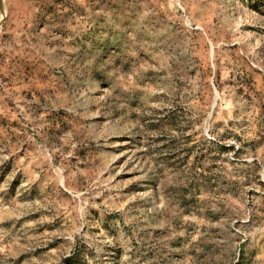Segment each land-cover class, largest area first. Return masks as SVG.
I'll use <instances>...</instances> for the list:
<instances>
[{"label":"rangeland","instance_id":"1","mask_svg":"<svg viewBox=\"0 0 264 264\" xmlns=\"http://www.w3.org/2000/svg\"><path fill=\"white\" fill-rule=\"evenodd\" d=\"M5 20L0 264H264V0Z\"/></svg>","mask_w":264,"mask_h":264},{"label":"crops","instance_id":"2","mask_svg":"<svg viewBox=\"0 0 264 264\" xmlns=\"http://www.w3.org/2000/svg\"><path fill=\"white\" fill-rule=\"evenodd\" d=\"M14 4V2L13 3H11V4H7L6 5V7L7 8H11V6ZM117 16H118V18L121 16V13H118L117 14ZM7 23V20H5V22H4V26L3 27H0V40L2 39V37L3 36H5L9 31H10V29L9 28H7V26L5 25ZM120 26H121V24L120 23H118L117 24V28H116V30H120L121 28H120ZM19 43H17V42H15L14 43V45H18ZM12 46H10V45H6V44H2L1 43V41H0V69L1 70H4V71H6L7 70V67H11V65H12ZM0 70V83H8L9 82V80H8V77H7V71L5 72V74H3L2 72L3 71H1ZM10 97H11V95H9ZM0 98H5V99H7L8 98V95H2V94H0Z\"/></svg>","mask_w":264,"mask_h":264},{"label":"water","instance_id":"3","mask_svg":"<svg viewBox=\"0 0 264 264\" xmlns=\"http://www.w3.org/2000/svg\"><path fill=\"white\" fill-rule=\"evenodd\" d=\"M0 11L2 12V0H0Z\"/></svg>","mask_w":264,"mask_h":264}]
</instances>
